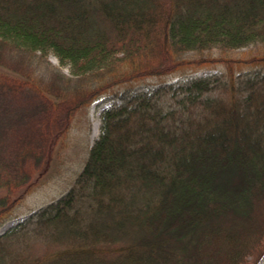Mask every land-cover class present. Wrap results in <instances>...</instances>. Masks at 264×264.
<instances>
[{"label":"trees","instance_id":"16d2710c","mask_svg":"<svg viewBox=\"0 0 264 264\" xmlns=\"http://www.w3.org/2000/svg\"><path fill=\"white\" fill-rule=\"evenodd\" d=\"M256 42L264 0H0V225L80 109ZM122 99L74 185L0 234V264H259L264 70Z\"/></svg>","mask_w":264,"mask_h":264},{"label":"rangeland","instance_id":"374dc122","mask_svg":"<svg viewBox=\"0 0 264 264\" xmlns=\"http://www.w3.org/2000/svg\"><path fill=\"white\" fill-rule=\"evenodd\" d=\"M52 67L71 77V68L62 65L53 52L47 54ZM185 64L164 76H150L116 85L90 105L80 109L71 119L69 127L53 146L47 166L36 175L34 182L17 199L15 205L0 225V234L15 227L40 208L56 201L75 183L82 170L91 146L101 137L104 110L123 103L125 97L140 92H151L165 83L185 82L212 74H240L264 70V44L256 42L238 49L215 47L200 52H189L182 56ZM0 72H7L0 66ZM40 72L41 71L40 69ZM37 71V74L40 75ZM259 264H264V257Z\"/></svg>","mask_w":264,"mask_h":264}]
</instances>
